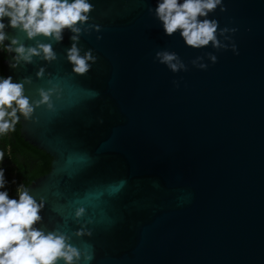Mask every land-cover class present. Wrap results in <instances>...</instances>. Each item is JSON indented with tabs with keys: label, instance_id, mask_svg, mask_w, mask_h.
I'll list each match as a JSON object with an SVG mask.
<instances>
[{
	"label": "water",
	"instance_id": "95a60500",
	"mask_svg": "<svg viewBox=\"0 0 264 264\" xmlns=\"http://www.w3.org/2000/svg\"><path fill=\"white\" fill-rule=\"evenodd\" d=\"M89 2L75 41L95 58L84 75L67 59L72 32L28 38L4 20L3 76L30 80V102L58 86L50 109L18 111L24 141L52 158L23 187L44 204L33 227L92 245L90 264H264V0H221L199 18L218 22L219 48L165 35L158 0ZM21 45H51L56 58L12 68ZM161 52L183 69L161 63ZM89 193L99 198L86 202ZM82 227L91 235H74Z\"/></svg>",
	"mask_w": 264,
	"mask_h": 264
},
{
	"label": "clouds",
	"instance_id": "9594fccd",
	"mask_svg": "<svg viewBox=\"0 0 264 264\" xmlns=\"http://www.w3.org/2000/svg\"><path fill=\"white\" fill-rule=\"evenodd\" d=\"M221 4V0H158L155 8V16L160 21L165 35L171 36L179 31L186 45L192 48L206 46L209 43L213 47H221L217 39L218 22L215 20L199 19L206 17L210 12ZM93 10V5L89 0H0V43L7 38L3 29L6 27L4 20L7 19V27L19 29L26 33L28 38L36 36L51 37L55 41L62 40L64 30L73 33L71 40L74 41L72 47L67 52V59L73 65L72 72L76 75H84L90 70L89 61L95 62L91 51L83 56L79 54L75 41L81 32L78 25H83L89 19L88 13ZM151 11V10H150ZM221 11H224L222 8ZM96 30H99L97 27ZM227 29L221 30L223 32ZM232 31H235L234 29ZM17 40L12 39L11 45H16ZM8 52L13 51L12 47H6ZM16 55L13 57L15 63L10 67L15 68L21 60L25 63L31 62L32 56L43 53L46 61L55 60V54L51 45H38L36 49L25 48L21 45L14 49ZM161 63L173 71L183 69L182 63L178 61L174 53H157ZM215 62L216 58L211 57ZM205 68V65H200ZM43 70L37 73L42 75ZM24 83H30L26 79L22 83H14L12 77L0 79V134L14 130L19 121L17 112L25 119L29 118L34 111V107L45 103L50 109L49 102L51 94L57 90L58 86L53 84L50 89L38 90L40 101L30 102L24 95ZM52 84V81H49ZM10 117L11 119H5ZM3 153L0 152V159ZM83 158H79L82 160ZM74 162L72 157L67 163ZM14 182V181H13ZM123 181L119 187H122ZM5 188L3 171L0 170V189ZM114 190L119 188L114 186ZM18 198H10L9 193L0 191V264H57L63 261L64 264H90L94 259L92 245L85 244L84 250L74 246L70 241L71 237L60 232H49L45 234L42 230L33 227L41 220L39 215L44 204H39L33 196L29 194L23 186H18ZM98 194L89 193L86 202L98 199ZM86 212L85 207H78L75 217L80 218ZM91 222V221H90ZM77 237L91 235L85 232L82 227L74 233Z\"/></svg>",
	"mask_w": 264,
	"mask_h": 264
},
{
	"label": "trees",
	"instance_id": "16d2710c",
	"mask_svg": "<svg viewBox=\"0 0 264 264\" xmlns=\"http://www.w3.org/2000/svg\"><path fill=\"white\" fill-rule=\"evenodd\" d=\"M4 59L5 51L0 45V79L4 78ZM5 119L11 118L5 117ZM0 152L3 153V158L0 159V170L3 171L5 181V188L0 191L6 190L10 198H18V186L26 187L50 170L52 158L46 152L24 141L20 134L19 121L14 130L0 134Z\"/></svg>",
	"mask_w": 264,
	"mask_h": 264
}]
</instances>
